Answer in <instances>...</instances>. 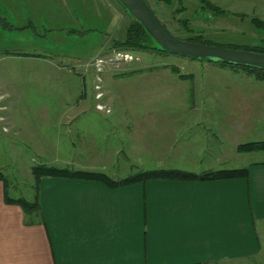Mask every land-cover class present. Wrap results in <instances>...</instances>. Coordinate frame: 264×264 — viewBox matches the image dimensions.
Returning a JSON list of instances; mask_svg holds the SVG:
<instances>
[{"label":"rangeland","instance_id":"374dc122","mask_svg":"<svg viewBox=\"0 0 264 264\" xmlns=\"http://www.w3.org/2000/svg\"><path fill=\"white\" fill-rule=\"evenodd\" d=\"M145 2L180 40L252 52L264 45V0ZM132 21L116 0H0V123L5 115L19 132L0 136V172L12 196L32 201L39 185L31 169L40 166H90L117 181L148 171L198 172L205 161L193 139L204 158L219 142L223 150L232 143L228 121L243 116L235 91L264 90V79L239 67L116 48ZM117 52L131 59L112 64ZM191 122L205 124L181 128ZM86 147L101 160H84ZM225 152L227 168L264 159Z\"/></svg>","mask_w":264,"mask_h":264},{"label":"crops","instance_id":"0c3cea01","mask_svg":"<svg viewBox=\"0 0 264 264\" xmlns=\"http://www.w3.org/2000/svg\"><path fill=\"white\" fill-rule=\"evenodd\" d=\"M237 93L235 107L239 108L235 110L240 109L243 116L239 123L228 121L235 130L232 143L225 141L230 145L225 144L223 150L219 142L220 148L205 152L209 158H204V148L193 139L205 164L189 173L246 168L247 177L148 180L112 188L45 178L34 190L32 201L12 196V186L0 181V264H264V233L260 237L259 232L260 228L264 232V159H254L242 168H227L222 163V159L230 160L226 149L249 155L239 153L237 147L264 142V90ZM4 117L0 136L18 137L16 127ZM203 124L180 125L185 129ZM251 133L260 138L242 137ZM111 151L118 152L107 150ZM84 155V160H101L97 157L101 152L87 147ZM190 159L196 156L191 154ZM86 169L96 171L90 166ZM20 198L37 207L26 212L13 202Z\"/></svg>","mask_w":264,"mask_h":264},{"label":"trees","instance_id":"16d2710c","mask_svg":"<svg viewBox=\"0 0 264 264\" xmlns=\"http://www.w3.org/2000/svg\"><path fill=\"white\" fill-rule=\"evenodd\" d=\"M131 17V16H130ZM132 18V17H131ZM133 21L127 27L125 38L123 41L115 44L116 48L124 49L126 52H148L161 55H172L168 52L161 50L155 42L151 39L143 26L137 22L134 18ZM254 52V51H253ZM255 53L264 54V45L257 48ZM175 56V55H174ZM183 57V56H180ZM193 60V59H192ZM222 67H239L247 70L248 72L256 73L260 79H264V71L256 70L248 67H240L235 65H228L222 63H216ZM239 153H251L255 151H264V142H253L241 144L237 147ZM32 175L35 177L36 182L39 183L45 178H58V179H71L87 182H96L107 187H118L122 185L135 184L146 182L148 180H180V181H193V180H227L247 177L248 171L246 168L222 170L215 172H208L202 175H194L191 173L173 171V170H160V171H148L142 172L134 177H129L121 181H113L107 175L99 172H89L80 170H69L65 168H53L40 166L31 169ZM0 181L7 184V180L0 172ZM14 203H18L26 212L33 211L37 207V203H28L25 199L20 198Z\"/></svg>","mask_w":264,"mask_h":264},{"label":"water","instance_id":"95a60500","mask_svg":"<svg viewBox=\"0 0 264 264\" xmlns=\"http://www.w3.org/2000/svg\"><path fill=\"white\" fill-rule=\"evenodd\" d=\"M118 4L139 22L155 44L175 56L210 63H222L264 71V54L237 51L180 40L172 36L156 18L145 0H116Z\"/></svg>","mask_w":264,"mask_h":264},{"label":"built area","instance_id":"2783aa9c","mask_svg":"<svg viewBox=\"0 0 264 264\" xmlns=\"http://www.w3.org/2000/svg\"><path fill=\"white\" fill-rule=\"evenodd\" d=\"M126 57L131 59L130 53L128 55V54H125V53L117 52V53L111 55L108 60H110L112 62V64H114V63H116L118 61L124 60Z\"/></svg>","mask_w":264,"mask_h":264}]
</instances>
